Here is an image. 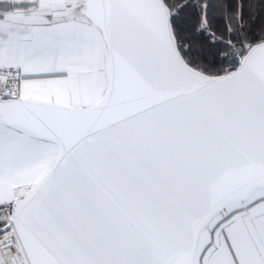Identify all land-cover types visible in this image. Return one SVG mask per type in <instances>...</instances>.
<instances>
[{"label": "snow or ice", "instance_id": "6c2138e0", "mask_svg": "<svg viewBox=\"0 0 264 264\" xmlns=\"http://www.w3.org/2000/svg\"><path fill=\"white\" fill-rule=\"evenodd\" d=\"M0 264H264V0H0Z\"/></svg>", "mask_w": 264, "mask_h": 264}]
</instances>
